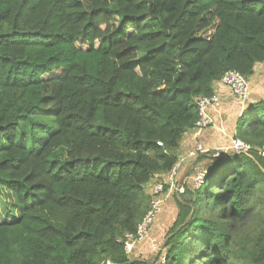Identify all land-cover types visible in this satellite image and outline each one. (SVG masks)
Segmentation results:
<instances>
[{
    "label": "trees",
    "instance_id": "trees-1",
    "mask_svg": "<svg viewBox=\"0 0 264 264\" xmlns=\"http://www.w3.org/2000/svg\"><path fill=\"white\" fill-rule=\"evenodd\" d=\"M259 63L264 0H0V192L19 204L0 264H264V99L236 122L248 153H186L204 181L155 260L124 244L200 98Z\"/></svg>",
    "mask_w": 264,
    "mask_h": 264
},
{
    "label": "built area",
    "instance_id": "built-area-1",
    "mask_svg": "<svg viewBox=\"0 0 264 264\" xmlns=\"http://www.w3.org/2000/svg\"><path fill=\"white\" fill-rule=\"evenodd\" d=\"M221 83L225 84L231 92L236 96L237 102L241 105H245L246 101L249 100L250 90H249V80L243 76L240 72L235 70L226 71L221 80ZM221 103L220 97L218 94L214 93L210 97H201L200 98V112L201 116L198 120L196 127L194 129V136H200L203 131L214 121L213 117L208 112V109L211 107H218ZM249 103L246 104L245 108ZM244 108V109H245ZM232 148L237 152L248 153L252 146L240 138H233ZM199 151L205 152L204 147L201 143H198L197 146L190 151L189 155L194 156ZM262 156H264V149L261 151ZM185 158L178 161L172 168L171 172L168 174L165 180L156 181L152 186L153 199L151 206L147 213L145 214L143 220L138 226L136 233H128L125 240V250L127 253H134L137 247L145 242H149L153 251L157 254L161 253V243L157 236L153 235V225L155 224L158 215L163 211V206L165 202V196L174 192L183 193L184 186L178 181V172L181 163ZM204 172H198L196 174V185L199 186L204 181L205 170ZM161 264L166 263V256L160 255ZM105 264H112L110 261H107Z\"/></svg>",
    "mask_w": 264,
    "mask_h": 264
},
{
    "label": "rangeland",
    "instance_id": "rangeland-1",
    "mask_svg": "<svg viewBox=\"0 0 264 264\" xmlns=\"http://www.w3.org/2000/svg\"><path fill=\"white\" fill-rule=\"evenodd\" d=\"M249 80V100L246 101L244 107L243 105L239 104L237 102L236 96L231 92V90L223 83H221L224 88L227 90V102H224L222 109L229 110V115L224 119V117L221 119L220 115L218 117H213L214 121L210 123V125L203 131V133L197 137V140L195 141L192 149H194L198 143H201L204 147V151L206 153L210 152V154H215L219 152H226L229 153L232 150V141L233 138H235V128H236V122L240 115L242 114L245 106L247 103L251 104L252 102L264 99V64H261L259 67V71L253 74V76L248 79ZM219 109L223 112L224 110ZM219 114H221L219 111ZM211 116L216 114V111L209 112ZM191 149V150H192ZM190 150V151H191ZM242 152V151H241ZM245 153V152H243ZM207 157V156H206ZM208 159H201L199 163H194L192 167V171L190 172L188 179L182 183V186H185V184L190 182V184L196 185V174L198 172H204L206 165L208 163ZM173 196L170 198V201L167 203V208L165 207V210L163 209L161 217L159 216L156 220L158 226L161 228V230L167 228L170 224H172L176 212H177V195L173 191ZM167 196V195H166ZM165 196V197H166ZM165 204V202H164ZM0 206L1 210L3 212V217H8L10 215H17L19 213V204L17 200L11 195L10 192H8L5 189H2L0 192ZM165 206V205H164ZM10 214V215H9ZM156 224V223H155ZM157 226V227H158ZM157 231L159 232L160 229ZM156 236V234H153ZM160 242V240H159ZM151 248V247H150ZM152 252L149 254H140L137 255L134 254L137 258H142L148 262H153V256L155 254V251L151 248Z\"/></svg>",
    "mask_w": 264,
    "mask_h": 264
},
{
    "label": "crops",
    "instance_id": "crops-1",
    "mask_svg": "<svg viewBox=\"0 0 264 264\" xmlns=\"http://www.w3.org/2000/svg\"><path fill=\"white\" fill-rule=\"evenodd\" d=\"M261 64H264V63H259L257 66H256V72L259 71V67ZM215 93L219 95L220 97V100H221V103L218 107H211L208 109V112L211 113V111H216V114L211 116V117H218V115H220L221 119L224 117V119L226 117H228L229 115V110L227 109H224L226 107H224L222 109V106L224 105L223 103L224 102H227V90L224 88V86L220 83V81L216 82L215 83ZM219 109H222L224 110L225 112L222 113L221 110ZM219 111H221L219 114ZM236 129V128H235ZM199 137V136H197ZM197 137L194 136V130H191L189 131L184 139L181 141V144L179 146V148L177 149L176 151V154L178 155V160H182L183 158H185L183 160V162L181 163L180 167H179V182L180 184L184 183L187 179H188V176L190 174V172L192 171V167H193V164L195 163V161H191V160H187L189 158H186V153L192 149L195 141L197 140ZM196 139V140H195ZM185 161V162H184ZM165 175H163L164 177ZM158 177V176H157ZM167 175L164 177V179H166ZM153 183H150V185H152ZM183 185V184H182ZM185 185H190V182L186 183ZM185 188V187H184ZM151 189V188H150ZM175 194L177 195V198L180 197L178 194V192H175ZM173 196V193H170L168 194L166 197H165V206H164V210H165V207L167 208V203L170 201V198ZM161 214L162 212L158 215V217L160 216L161 217ZM156 224L153 225V234H156L157 238L160 240L161 238L164 237V234L167 232V230L169 229V226H167V228L161 230V228L158 226L157 222H155ZM158 226V227H157ZM157 229L160 231L158 232ZM161 241V240H160ZM150 244L149 242H145V243H142L140 244L137 249L135 250L134 254L136 253L137 255H140V254H149L152 252L151 248H150ZM158 254L155 252L154 256H153V261L155 260L156 256Z\"/></svg>",
    "mask_w": 264,
    "mask_h": 264
}]
</instances>
